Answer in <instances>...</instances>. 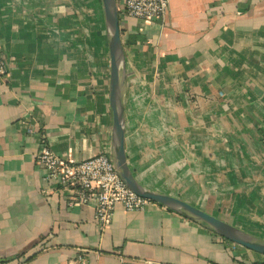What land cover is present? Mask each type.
Returning <instances> with one entry per match:
<instances>
[{"label": "crops", "instance_id": "0c3cea01", "mask_svg": "<svg viewBox=\"0 0 264 264\" xmlns=\"http://www.w3.org/2000/svg\"><path fill=\"white\" fill-rule=\"evenodd\" d=\"M120 26L134 175L264 239V0H170ZM0 50V264H262L160 203L102 228L93 203L46 193L42 135L73 161L112 156L102 0H0Z\"/></svg>", "mask_w": 264, "mask_h": 264}, {"label": "built area", "instance_id": "2783aa9c", "mask_svg": "<svg viewBox=\"0 0 264 264\" xmlns=\"http://www.w3.org/2000/svg\"><path fill=\"white\" fill-rule=\"evenodd\" d=\"M169 4L170 0H123V5L118 3L119 12L145 21L164 18ZM6 73L7 62L0 50V75ZM37 163L47 171L46 193L51 189H66L74 193L71 205L93 203L97 222L102 228L112 223L118 204L128 211H141L157 203L132 190L117 171L112 156L104 151L82 161H73L55 152L42 135ZM82 262L83 257L79 256L68 264Z\"/></svg>", "mask_w": 264, "mask_h": 264}, {"label": "water", "instance_id": "95a60500", "mask_svg": "<svg viewBox=\"0 0 264 264\" xmlns=\"http://www.w3.org/2000/svg\"><path fill=\"white\" fill-rule=\"evenodd\" d=\"M105 10L111 55L110 104L113 112L112 159L120 176L138 195L149 198L205 225L218 235L264 255V239L193 206L187 201L148 189L140 183L130 168L126 152V54L121 36L120 12L117 0H102Z\"/></svg>", "mask_w": 264, "mask_h": 264}]
</instances>
